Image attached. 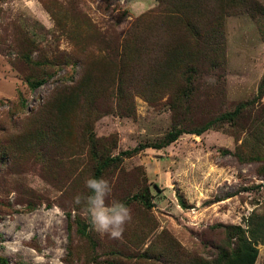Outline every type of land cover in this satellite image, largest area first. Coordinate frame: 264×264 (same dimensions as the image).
Here are the masks:
<instances>
[{
  "label": "rangeland",
  "instance_id": "374dc122",
  "mask_svg": "<svg viewBox=\"0 0 264 264\" xmlns=\"http://www.w3.org/2000/svg\"><path fill=\"white\" fill-rule=\"evenodd\" d=\"M184 1L0 0V264H216L244 238L264 264V91L102 170L106 203L131 210L120 239L73 202L89 194L92 138L115 155L159 140L173 117L202 124L255 94L264 0H198L207 21L187 44L170 10Z\"/></svg>",
  "mask_w": 264,
  "mask_h": 264
},
{
  "label": "trees",
  "instance_id": "16d2710c",
  "mask_svg": "<svg viewBox=\"0 0 264 264\" xmlns=\"http://www.w3.org/2000/svg\"><path fill=\"white\" fill-rule=\"evenodd\" d=\"M182 6H180V8H175V9H170L173 10V13H171L172 15L176 14L177 12L179 14H181V16L178 15L177 18H179L178 20V26L179 28L182 30V32L185 34V36L187 37V40L185 41V44L188 43V38L191 37V33L197 34V36H200V26L201 24L205 25L206 21H207V10L205 9V5L200 3L198 0H185L183 2V4H181ZM258 11L264 14V6L263 5H259L258 6ZM217 14L214 15V19L216 18ZM219 17V14L217 16V18ZM190 31V32H189ZM188 33V35L186 34ZM210 45V44H209ZM210 47V46H209ZM125 48L127 49L126 51H128V49H130V47L125 46ZM171 49H167L166 51V57L167 55L170 53ZM127 53V52H126ZM128 55V53H127ZM130 55V54H129ZM214 57V56H212ZM187 58V57H185ZM206 58V54L203 55L202 59ZM188 61H190L192 58L190 55H188ZM195 67L193 66V64H191V62L189 63V65L187 66V71L189 70H194ZM188 77L185 78L186 81H188L189 79H187ZM43 77L40 78H26L25 81L27 83V85L32 88L34 86H36L38 83H40L42 81ZM195 87L193 85H187L185 86V89L189 92H191L192 89H194ZM264 91V76L261 77V79L258 81L257 85H256V90H255V94L249 98V99H245V100H240L238 101L234 107L230 110L227 111H223L221 113L215 114L214 116L208 118L206 121H204L202 124H197V123H192V122H188L187 124H182L179 125V121L174 119L175 117H173V120L170 124V126L166 129V131L163 133V135L161 136V138L157 141H153V142H142V143H138L130 148H126V149H122L119 150V152L115 155H109V154H101L98 153L97 150L94 148V138H92L91 140V154L92 156L95 158L96 164H95V168L93 171V178L98 179L100 177V174L102 172V170L107 166L110 165L114 160H117L119 158V155L123 154V155H129L133 152L138 151L139 149L151 145V146H155V147H160L163 145H166L167 143H169L171 140H173L174 138H176V136L181 133V132H194V133H199L200 131H202L203 129L209 127L210 125L214 124L217 120H221V119H231L234 115H236L241 108L245 107L246 105L252 103L256 98H259L261 96V94ZM176 102H178V100L176 101H172L171 103V108L172 110H175V104ZM174 116V115H173ZM147 193V192H146ZM148 194V193H147ZM141 202L145 205H150L149 200L147 198H141ZM178 201L180 203L181 206H186V204L182 201V199L179 197ZM264 244V241H263ZM240 251L233 257H230L229 254L226 255L225 251H222V253H220L219 255V259L216 261V264H251L253 262V259L257 253V248L254 245V243L252 241H250L249 239H243L240 243L239 246ZM223 259V260H222ZM225 260V261H224ZM5 259L3 257H0V263H4Z\"/></svg>",
  "mask_w": 264,
  "mask_h": 264
},
{
  "label": "clouds",
  "instance_id": "9594fccd",
  "mask_svg": "<svg viewBox=\"0 0 264 264\" xmlns=\"http://www.w3.org/2000/svg\"><path fill=\"white\" fill-rule=\"evenodd\" d=\"M211 82V80L209 81ZM89 194L74 197V204H83L86 214L90 217L91 229L110 239H120L125 225L131 221V210L121 202L106 203L111 195L112 187L106 179L89 178L85 182Z\"/></svg>",
  "mask_w": 264,
  "mask_h": 264
}]
</instances>
